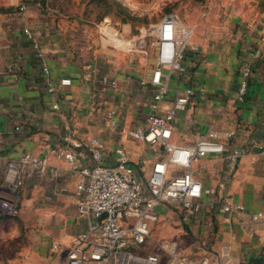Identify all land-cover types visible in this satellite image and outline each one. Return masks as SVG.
Masks as SVG:
<instances>
[{
  "label": "crops",
  "instance_id": "obj_1",
  "mask_svg": "<svg viewBox=\"0 0 264 264\" xmlns=\"http://www.w3.org/2000/svg\"><path fill=\"white\" fill-rule=\"evenodd\" d=\"M19 1L0 0V184L6 163L22 153L48 157L47 173L23 179L19 202L35 208L34 218L40 224L37 235L52 241L43 251H35L34 257L40 254L44 261L26 264H59L62 255L52 244L59 243L64 249L85 226L76 208V169L93 163L84 152L70 164L55 149L66 146L63 138L70 132L77 139L98 136L108 147L102 164L109 165L112 147L122 144L140 173L141 168L147 173L161 151L129 138L127 131L143 125L151 111V88L138 81L149 79L152 67L132 63L119 50L131 47L126 43L131 40L126 26L121 31L105 23L47 19L35 0L16 9ZM180 21L190 29L189 43L198 52L186 51V73L167 81L170 95L159 103L157 112L171 105L176 90L191 87L190 102L172 121V141L189 144L196 134L209 129L233 135L223 154H210L192 163L194 177L211 190L200 199L201 211L185 222L171 211H165V216L176 215L182 221L186 230L177 227L176 234L186 253H215L221 264H247L249 254L264 257V222L250 223L246 214L225 212L222 206L240 203L248 214L264 206V161L252 146L264 140V41L237 43L233 54L214 53L201 36L200 17ZM25 27L35 32L43 51L41 59L24 36ZM108 28L127 37L119 40L114 34L111 37L118 40L112 42L104 34ZM43 65L48 73L42 71ZM245 66L250 69L248 88L244 101L238 103L235 97ZM61 78H69L71 84L61 86ZM104 78H115L117 89H111ZM48 81L54 93L48 91ZM55 103L57 109L52 107ZM111 108L119 113L115 130L105 117ZM239 146L248 152L232 170L226 155Z\"/></svg>",
  "mask_w": 264,
  "mask_h": 264
},
{
  "label": "built area",
  "instance_id": "obj_2",
  "mask_svg": "<svg viewBox=\"0 0 264 264\" xmlns=\"http://www.w3.org/2000/svg\"><path fill=\"white\" fill-rule=\"evenodd\" d=\"M23 34L30 41L35 56L41 59L43 51L35 32L25 27ZM140 36L143 43L139 50L141 54H146L148 46L154 48L150 78H140L138 81L140 86L151 88V111L143 125L128 129L127 136L145 143L154 151H161V154L152 161L147 173L143 168L140 173L122 144L112 147L111 163L105 165L102 164V157L108 147L100 137L77 139L72 132L64 136L66 146L55 149L60 157L73 164L79 155L86 152L93 164L80 165L76 169V208L84 218L85 226L71 237L64 249H60L59 243L52 244V249L60 251L62 255L59 264H221L215 253L203 256L186 253L176 238L154 240L156 250L148 252L150 240H153V227L161 220L160 209L176 213L183 222L201 211L200 199L211 190L204 188L194 177L192 163L210 154H223L233 133L222 135L209 129L204 134H196L189 144L172 141V121L178 111L190 102L193 90L191 87L176 90L171 105L163 113L157 112L159 103L170 95L167 85L170 77L186 73V51L198 52V47L189 43L191 31L175 15L164 16L143 30ZM42 71L48 73L45 65ZM249 77L250 69L245 66L235 97L238 103L245 99ZM103 82L109 84L111 89L118 87L115 78H104ZM59 84L67 86L71 80L61 78ZM48 91L55 92L49 81ZM52 107L58 108L56 103ZM105 117L108 126L115 130L119 120L118 111L111 108ZM189 121L192 122V119ZM252 146L264 161V140ZM247 152L244 146L231 149L226 155L229 167L233 170ZM48 171L46 155L24 152L8 161L0 184V216L18 215L23 179L42 176ZM217 185L224 187L223 182ZM222 209L246 214L250 223L264 222V206L249 214L240 203L227 202Z\"/></svg>",
  "mask_w": 264,
  "mask_h": 264
},
{
  "label": "rangeland",
  "instance_id": "obj_3",
  "mask_svg": "<svg viewBox=\"0 0 264 264\" xmlns=\"http://www.w3.org/2000/svg\"><path fill=\"white\" fill-rule=\"evenodd\" d=\"M27 2L29 1H19L15 6L16 9L20 5L28 4ZM33 2L39 3L47 19L88 22L91 25L105 23L114 25L117 30L126 26L125 31L129 32L131 39L126 43L127 45L130 43L131 47L119 50H122L132 63H142L149 68L154 66V48L148 46L145 50L146 54H141L139 50L143 47V43L140 35L143 30L166 15H175L179 20L200 17L201 36L209 43L214 53L220 50L222 54H226L227 51L233 54L234 45L237 43L254 41V39L264 41V0H35ZM104 32V34L108 33L107 36L112 42L127 37L126 33L118 35L112 32L111 28L105 29ZM114 34L118 39L115 36L111 37ZM18 206V215L0 218V264L44 261V257L40 254L34 257L35 251H43L47 244L50 246L51 238L37 235L40 224L34 218L35 208L20 202ZM159 212L161 220L153 227V240H150L148 252L156 250L154 240L178 238L183 243L176 234L177 227L186 230L182 221L176 215L165 216V210L160 209ZM48 256L47 253L46 260Z\"/></svg>",
  "mask_w": 264,
  "mask_h": 264
},
{
  "label": "water",
  "instance_id": "obj_4",
  "mask_svg": "<svg viewBox=\"0 0 264 264\" xmlns=\"http://www.w3.org/2000/svg\"><path fill=\"white\" fill-rule=\"evenodd\" d=\"M247 264H264V257L262 255L255 256V255H247L246 257Z\"/></svg>",
  "mask_w": 264,
  "mask_h": 264
},
{
  "label": "trees",
  "instance_id": "obj_5",
  "mask_svg": "<svg viewBox=\"0 0 264 264\" xmlns=\"http://www.w3.org/2000/svg\"><path fill=\"white\" fill-rule=\"evenodd\" d=\"M2 217H7V216H0V218H2Z\"/></svg>",
  "mask_w": 264,
  "mask_h": 264
}]
</instances>
